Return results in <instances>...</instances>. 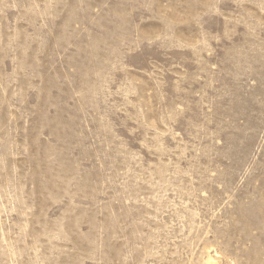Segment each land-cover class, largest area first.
I'll list each match as a JSON object with an SVG mask.
<instances>
[{
  "label": "rangeland",
  "instance_id": "1",
  "mask_svg": "<svg viewBox=\"0 0 264 264\" xmlns=\"http://www.w3.org/2000/svg\"><path fill=\"white\" fill-rule=\"evenodd\" d=\"M264 264V0H0V264Z\"/></svg>",
  "mask_w": 264,
  "mask_h": 264
},
{
  "label": "bare ground",
  "instance_id": "2",
  "mask_svg": "<svg viewBox=\"0 0 264 264\" xmlns=\"http://www.w3.org/2000/svg\"><path fill=\"white\" fill-rule=\"evenodd\" d=\"M206 262L207 264H215L214 261L210 257H208Z\"/></svg>",
  "mask_w": 264,
  "mask_h": 264
}]
</instances>
